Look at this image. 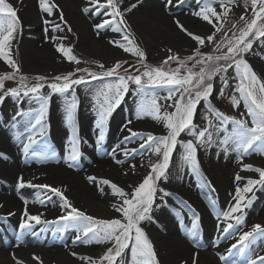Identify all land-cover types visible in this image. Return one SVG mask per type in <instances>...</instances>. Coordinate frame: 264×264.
I'll list each match as a JSON object with an SVG mask.
<instances>
[{
	"label": "snow or ice",
	"instance_id": "6c2138e0",
	"mask_svg": "<svg viewBox=\"0 0 264 264\" xmlns=\"http://www.w3.org/2000/svg\"><path fill=\"white\" fill-rule=\"evenodd\" d=\"M241 0H199L198 11L192 15L199 17L212 26L214 32L207 36L194 34L180 23L177 19L174 21L178 28L189 36L197 45L191 54L181 57L178 53L168 49L170 55L159 65L154 66L146 62V53L137 46L134 39L129 34L130 26L126 22L125 14L133 11L142 0L131 4L122 9L124 0H90L93 6L91 9L85 7L82 11L86 14L96 12L101 16H108L110 19H104L101 23L94 25L96 34H100L101 29L111 28L112 31L120 33L125 32L122 41H110V43L123 49L124 52L138 57V63L143 68H136V73H129L124 69V73L119 71L126 61H117L112 67H105L103 63L99 64L100 71H91L88 68H76L74 72H68L62 75H56L48 82V77L37 75L30 78L21 73L20 65L13 57V41L23 33V23L18 16V9L8 0H0V60L4 61L12 71L0 73V104L6 98H19L21 95L35 99L39 102V108L34 111L20 112L12 117L13 128H17L16 117L25 118V123L20 125L22 132L17 133V138L21 142V151L25 157L31 156L37 158L40 162H45L55 156V152L49 154L47 147L42 151L33 148L38 143L37 138L46 135L47 124L44 123L49 109L51 94L69 93L74 86L87 84L91 81H101L99 87L93 90V105L97 113L95 128L98 130L96 145L99 146L105 139L106 130L109 125V119L114 111L125 100L130 93L137 96L136 108L134 111L135 119L140 120L150 117L152 120L162 123L167 129L166 135H155L153 133H143L133 131L131 128L126 130L129 135L123 137L124 142H130L135 138H140L139 154L149 156L151 171L143 178L142 182L136 185L131 192H126L116 183L101 179L100 185L109 186L114 196L119 197V202L113 205L115 212L119 214L117 218L101 219L87 214L85 211L75 207L65 195V190L60 187H53L47 184L36 185L31 181H25L24 177L18 176L16 181L17 191L25 187L45 190L44 195L48 200L51 196L48 193L59 197L63 214L53 220H48L43 213L33 214L29 211L28 200L21 196L24 208L21 218L18 221L19 232L16 236V247L23 242L25 234L36 236L34 230L37 225H58L52 230L57 233L74 231L72 243L84 244H108L106 251L98 258L81 257L87 261V264H160L153 241L148 233L141 226L142 222H153V212L156 208L166 206L165 197L172 195L169 191L161 188L159 185L163 180H167V170L170 166V160L179 144L183 149L181 159L186 164L190 172L200 178L198 187H211L210 181L203 175L201 165L198 159V146L211 147L218 145L222 148L225 155L230 151L239 154V158L255 153L264 155V79L253 69V66L246 59V56L253 50L254 44L259 42L264 48V0H242L245 9L250 4L252 17L246 19L241 15L243 27L237 28L233 24L231 28L225 31L227 17L232 6L238 5ZM23 4V0H18ZM183 0H165V7L170 8L181 5ZM218 5L221 11H217ZM39 10L47 17L59 12V20L67 26V31H71V26L64 18V13L55 0H38ZM45 25H52L53 31H62L60 24H52V21L43 19ZM48 32V28H45ZM223 32V38L217 42L215 37L217 33ZM231 32V36L228 33ZM56 40V50L66 57L70 62L77 65L81 61L73 54L71 47L65 46L59 41L63 37H46ZM209 44H214V52L217 54H204L201 49ZM260 54V53H257ZM264 59V54H260ZM170 62H175L178 66L172 68ZM234 71V76L229 77V70ZM85 73L90 80L81 75L73 78L76 73ZM219 78L221 85L218 90V96L224 98L226 90L231 88L227 99L233 109H239L241 104L245 109L239 116L228 115L216 108L211 100L215 89V80ZM30 79L36 81L30 83ZM17 80L18 86L5 89V81ZM230 80L234 84H230ZM131 85H135L132 88ZM47 86L50 89L49 94L42 90ZM166 88L167 95L159 97L150 89ZM164 99L171 101L167 106L158 103V100ZM201 101L206 103V114L204 119L207 126L197 130L194 118L197 114L198 106ZM78 99L74 91L71 93V99L65 100V123L70 131L67 140V155L64 162L68 167L77 166L81 156V143L87 144V140L79 135V128L76 119L78 108ZM168 109H173L169 111ZM128 124L132 123L130 119ZM27 133V135H25ZM182 133L192 136L194 139L183 141L178 139ZM215 137V138H214ZM26 141V142H25ZM120 148V145H117ZM125 157L136 155L137 150L131 151L123 149ZM112 158L117 164L124 163L123 160L116 158V152L111 153ZM152 156L156 157L155 161ZM0 159L8 160L5 153H0ZM57 163L60 161L57 160ZM135 169V165H131ZM242 171H251L258 174V178L242 177L238 173L235 175L237 186L235 188L232 200L225 210H219L216 201H210L218 220L217 225L224 239L235 238L225 254H219L220 261L223 264H264V255L257 253V248L264 251L261 243L264 242V225L254 224L247 231L243 230L245 225L244 210L252 206L256 191H264V167H256L253 164H242ZM180 178V177H178ZM91 183H96L97 178L89 175L87 177ZM244 182L240 186V182ZM103 192V187L100 188ZM158 194L159 197H158ZM159 198L160 203L157 204ZM40 204L45 203V199L40 196L37 201ZM182 207H186L191 213V227L186 228L187 236L193 241L195 246H199L200 216L187 201H179ZM3 205L0 204V208ZM175 211V210H174ZM15 216L14 212L7 215H0V224L5 226L9 223V217ZM175 216L179 223L184 226V216L180 211H175ZM186 227V226H185ZM235 250V251H234ZM130 252V256L128 253ZM76 255V253H72ZM198 255H193V264H198ZM243 256L241 261L239 257ZM12 259L15 264H23L15 253H12ZM33 259L39 261L40 257L33 256ZM187 264V262H184Z\"/></svg>",
	"mask_w": 264,
	"mask_h": 264
},
{
	"label": "bare ground",
	"instance_id": "6f19581e",
	"mask_svg": "<svg viewBox=\"0 0 264 264\" xmlns=\"http://www.w3.org/2000/svg\"><path fill=\"white\" fill-rule=\"evenodd\" d=\"M10 1L18 9V16L23 23L22 35L13 41V50L15 45L18 48V51L13 53V57L16 61L19 59L23 67L30 72L58 73L72 68L69 60L56 50L57 41L46 37H63L64 39L59 42L71 47L73 51L81 53L87 61L102 62L115 59L123 52V49L110 43V41H117L116 33L111 28L101 29L100 34H96L94 25L101 23L106 18L99 15L98 22H92L89 19L90 14L82 11L87 7L89 0H55V3L62 9L68 25L71 26L70 32L67 31V26L59 20V12L55 11L53 16L47 17L39 10L38 0H23L22 5L18 3V0ZM133 3H137V0H124L125 6L129 7ZM167 10L165 5L160 7L155 0H142V3L133 9V15L135 14L139 19L147 18V20L158 24L155 29H151L150 38L153 46L163 42L160 45L164 44L166 48L179 50L196 45L174 23L177 19L194 34L203 36L211 31V25L192 15L194 11H198L197 9L178 17L168 16ZM43 19L52 21V24H60L62 31H53L52 25H45ZM45 28H48L47 33ZM7 69L9 66L0 60V72ZM75 96L80 105L76 112L79 135L88 143H81L83 155L77 166L71 168L64 162L67 155V138L70 135L65 123V103L60 100L49 101L48 119L44 121L47 124L46 135L38 139V143L33 146L37 151L44 150L46 146L49 154L55 152V156L45 162H40L31 156L25 157L22 153L17 133L23 131L20 125L24 124L25 120H16L18 127L13 128L12 117L17 113L13 103L9 101L4 106L3 113H0V153H5L9 157L8 160L0 159V204L3 205L0 208V215L14 212L15 216L8 218L10 222H18L21 218L25 206L21 196L28 200V208L31 213H43L48 220H53L64 212L60 200L59 203L58 201H47L44 195L45 190L25 187L17 191L18 176L22 175L25 181H31L36 185L47 184L60 187L65 190V195L75 207L91 208L90 210L97 216L105 217L112 216L111 210H113V205L119 202V197L112 194L109 186L100 185L99 181L108 179L128 192V185L140 173V169L149 164L151 154L144 156L139 154L140 151H143L139 149L140 143L143 142L140 138H135L136 141L129 144L123 141V137L129 135L126 127L133 131L161 135L162 123L154 121L150 117L135 119L136 103L130 102L129 104L127 101V111L122 110L124 115L115 117L108 125L104 143L111 146L112 149L104 154L102 143L99 146L95 143L98 130L95 128L94 115L89 112L93 106L91 107L87 99L80 98L81 95L78 93ZM17 105L16 103L15 106L17 107ZM26 105L34 108V103L26 102ZM130 119L132 123L128 124ZM117 145H120L119 149ZM124 148L130 151L136 149L137 154L125 157ZM180 149L181 147L169 168L167 180H163L161 184L162 188L172 195L165 197L166 206L156 208L153 212L154 221L148 231L163 245L166 264H184V262L193 264V255L197 252L199 253L198 264H223L219 259V254H225V249L233 243L235 238L228 242L224 241L223 234L217 227L221 221L210 212V201H216L219 210H225L230 203H234L232 196L237 184L233 183L229 176L232 168L240 166L243 160L234 161L237 155L232 152L233 160L230 159L228 163L231 169H226L225 166H219L214 162L204 161L201 170L210 181L211 186L213 185L210 190L208 187H198L201 182L200 178L196 181L194 176H189V172H181L180 158L183 149ZM113 151L116 152V158L123 160L124 163L117 164L115 162L111 155ZM251 157L254 164L264 165V155L253 153ZM151 158L154 161L155 157ZM57 160L60 162L57 163ZM131 165H135L134 170L131 169ZM249 173L251 175L248 177L254 178L252 172ZM183 174L185 175L183 176ZM89 175L97 178L95 184L88 181ZM240 186L242 187L243 183H240ZM101 187H103V192L100 191ZM38 196L45 199L43 205L36 202ZM173 200L177 202L172 203ZM181 200L187 201L200 216L198 236L200 246H195L187 236L186 228L191 227L192 215L186 211V207L179 205ZM159 203L160 200L157 201V204ZM174 206L178 207L181 215L184 216V226L175 216ZM244 215L245 221L246 218H255L257 222L264 223V201H261L253 210L249 212L247 210ZM14 228L12 224L7 225L6 230L4 225L0 226V230L2 229L0 231V264H15L12 253H15L23 261V264H40L27 261L23 257L27 253L38 257L61 256L65 259L66 264H87V261L82 260L81 257L96 259L97 251L103 247V244H96L95 248L91 249L80 243L74 244L72 243L73 231L61 234L54 232L48 225L35 226L36 230H39L37 236L25 234L22 238L23 242L19 247H16L18 231ZM73 252L76 253L75 256L72 255ZM239 259L242 261L244 257L241 256Z\"/></svg>",
	"mask_w": 264,
	"mask_h": 264
},
{
	"label": "rangeland",
	"instance_id": "374dc122",
	"mask_svg": "<svg viewBox=\"0 0 264 264\" xmlns=\"http://www.w3.org/2000/svg\"><path fill=\"white\" fill-rule=\"evenodd\" d=\"M8 2L11 3L10 0H8ZM103 2H104V0H101V3H103ZM155 2L160 7L165 5V0H155ZM198 4H199V0H183V3L181 5H177V6L168 8L166 13L170 17L182 16V15L186 14V12H189V11H192V10H195V9L199 10ZM63 5L66 6V4H63ZM213 6L216 7L218 12L221 11V9H220V7L218 5H213ZM87 7H89L90 9L93 7L90 4V0L88 2ZM127 7L128 6H125L124 3L122 4V9L123 8H127ZM241 15H244L246 19H251V17H252L250 4H249V6L247 8V11H246L242 0H241L240 3H238V5L232 6V10H231L229 16L227 17V25H226L225 31H227L228 28H231L233 24H236L237 28L243 27V21L240 20ZM104 17L106 19H110V17H108V16H104ZM125 18H126L127 24L130 26L129 34H130L131 38H133L135 44L137 46H139L141 49H143L145 51V53H146V57H147L146 62L148 64H151V65H154V66H159L167 58V56L170 55V53L168 51L169 48H166L164 46V44L160 45V43H163V42H160L158 45H154V46L151 43V38H150L151 35H152L151 34V32H152L151 29H153V28L155 29L158 24L156 22H151V21L147 20V18H143L142 20L139 19V17L135 16V14L133 15V11H131L129 13H126L125 14ZM89 19L92 22H98L99 15L96 12H92L89 15ZM213 32H214V29L211 28V31H209V33H207L206 35H203V36H207L209 34H212ZM115 33H116L117 41H122V37L124 36L125 32L122 31L120 33H117V32H115ZM223 35H224L223 32L217 33L216 37H215L216 41L217 42L221 41L222 38H223ZM228 35L231 36V32H229ZM196 47H197V45H194L192 47L182 48V49H179V50L172 49V51L175 52V53H178L181 57H184V56H187V55L191 54L192 51ZM214 49H215V45L214 44H209V45H207L205 47H202L201 51L204 54H217V53L214 52ZM15 51H18L17 45L14 46L13 53ZM257 53L264 54V48H262L260 46L259 42L254 44L252 52L246 56V59L253 66V69L261 76V78L264 79V59H262L261 55L257 54ZM73 54L81 61V63L79 65H77L75 62H70L69 61L71 63V65H72V68H70V69H68L66 71L58 72V73H48V72H43V71L42 72H38V73H33V72H30V71L26 70L23 67V65H22V63H21V61L19 59L17 60V63L20 65L22 74L27 75L30 78L35 77L37 75H43V76L48 77V82H51V78L52 77H54L56 75L66 74L68 72H74L75 69L78 68V67L79 68H88L91 71L99 72L100 71V68H99V64L100 63H103L105 65V67L107 68V67H112L115 64V62H117V61H126L127 62L119 70L121 72V74L124 73V69L125 68H127L129 73H132V74H138L135 71L136 68H140L141 71H143V68L138 63V59L139 58L131 55L130 53H126L124 51L121 53V56H119L118 58L108 59V60H105V61H102V62L101 61L99 62L97 60L87 61V60H85L83 58V55L81 53L76 52V51H73ZM170 66L172 68H176L178 65L175 62H170ZM11 71H12V69L9 67V69H7L5 71H1L0 73L11 72ZM81 75L85 76L86 79L90 80V78L87 77V75L85 73H79V72H77L76 75L73 78H77V77H79ZM228 75H229V77L234 76V71L230 69ZM30 83L31 84H35L36 81L34 79H30ZM100 83H101V81H91L90 80V82L87 83V84H81V85L74 86V89H70L69 93H65V94H60V93L51 94L50 100H54V101L55 100H60L62 103H65L66 99H69V100L71 99V93L74 91V93L76 92L79 95H81L80 98L87 99V101L89 102V104L92 107L94 105V103H95L93 101V99H92L93 90L95 88L99 87ZM234 83H235L234 81L230 80V84H234ZM220 85H221V82H220L219 78H217L215 80V89H216V91L214 92L213 96L211 97L213 105L216 108H218L220 111L225 112L228 115L239 116V114L241 112L245 111V109L243 107V104H241L239 109H233L231 103L227 99L228 94L231 92V88L226 90V94H225L224 98H220L218 96V90H219ZM17 86H18V81L17 80H7V81H5V89H11V88H14V87H17ZM131 87L135 88V85H131ZM42 91L45 94H49L50 93V89H48L47 86H45V88ZM150 91L155 92V94L157 96H159V97H165L167 95V89L166 88L157 87L155 89H150ZM76 93H75V95H76ZM137 99L138 98H137V96L134 93H130L129 95H127L125 97V100L121 103V105L114 111L113 115L110 117L109 123L115 117L124 115V114H122V110H126V108L128 107L127 101H128L129 104H130V102L136 103ZM9 101H11L13 103V107L16 108V111H20V112L34 111V110L38 109L39 106H40L39 102L37 100L29 99V97H24L23 95H21V97H19V98H11V97H9V98H6L5 101L2 104H0V113L1 114L4 111V106ZM26 102H29V103H32V104L34 103V108H32L31 106H27ZM16 103L18 104L17 107L15 106ZM158 103H160L161 105L166 107L167 104L171 103V101H166L164 99H160V100H158ZM78 105H79V103H78ZM206 107L207 106H206V103L204 101H201V104L198 106L197 114H196V116L194 118V123L197 125V130L203 129L204 127L207 126V121L203 118L204 115L206 114ZM168 110L172 111L173 109H168ZM89 112L93 113L95 120H97V118H98L97 117V113H96V111L94 110L93 107L90 108ZM120 112H121V114H119ZM15 115H16V113L13 116H15ZM47 119H48V113H47V116H46L45 120H47ZM16 120H25V118L17 116ZM160 133H161V135H166L167 134V129L165 128L164 125H163L162 129L160 130ZM40 138L41 137H38L37 140L40 139ZM178 139L183 140V141H187V140H191V139H194V138L192 136H190V135L182 133L181 136ZM135 141L136 140L134 139V140H132L130 142H126V143L129 144V143H133ZM104 142L105 141H103L101 145H102V151L105 154L109 150H111L112 148H111V146L105 145ZM43 145H45V144H43ZM179 147H180V145L178 144L176 150L174 151V153H173V155L171 157L170 166H171V164L173 162V159L175 158L176 154L179 151ZM197 154H198V159H199V162H200V165H201V169H202V165H203L204 161H206L208 163L214 162L215 164H217L219 166H221V165L225 166L226 169L227 168L231 169V167L229 166L228 163L230 162L229 161L230 159L233 160L232 152L230 151L227 155H225L223 150H222V148L219 147L218 145H213L211 147H200V146H198V153ZM235 155H237V156H236L234 161L237 162V160L238 161L241 160L239 158V154L238 153H236ZM252 155H253V153L243 157V159H242L243 163L242 164H253L256 167H264V165H260V163L254 164V160L251 159ZM155 159H156V157H155ZM155 159H154V161H155ZM180 161H181V164H182L181 172H183V173L184 172H189L188 173L189 176L190 175L194 176V179H196V181H198V177L190 172L189 167L186 164H184V162L182 161L181 158H180ZM242 164L240 166H237L236 168H232V172H230V176H229L230 180L231 181L233 180V183H235V184H237V182L235 181L234 178H235V175L237 173L239 175H241L242 177H248L249 175H251L249 173L250 171H242L241 170L242 169ZM170 166H169V168H170ZM140 170H141L140 173L137 174L134 177L133 182H131V184L128 185V187H129L128 192H131L132 189L136 185H138L140 182H142L143 178L148 174V172L151 171V169H150V167L148 165H146L145 167H143ZM168 172H169V169L167 170V175H168ZM184 175L185 174H183V176ZM252 175H254V179L258 178V174L257 173L252 172ZM240 183H244V182L242 181ZM161 184H162V182L160 183L159 186L162 188ZM212 187H213V185L211 187H208V188H210V190H211ZM47 195L51 196V199L50 200L47 199V201H49V202L58 201V203H59V200H60L59 197H56V196L52 195L51 193H48ZM159 195L160 194H158V197H159ZM158 200H159V198L157 199V201ZM261 201L262 202L264 201V191H256V194H255V197H254V202H253L252 206L249 207V208H246L244 210V214L247 212V210H248V212L253 210L254 207L257 206ZM175 202H177V201L173 200L172 203H175ZM78 209L83 210L87 214H90V215H92L94 217L101 218V219L117 218L119 216V214L117 212H115L114 209L111 210V213H110L112 216H105V217L97 216L95 214V212L90 210L91 208L89 209V208L79 207ZM174 209L176 211H179L178 207H176V206H174ZM215 211L216 210H214L213 207L210 206V212L213 215H216ZM61 214H63V212ZM257 223H259L261 225H264V223H262V221H258L257 222V220L255 218L254 219L253 218H249V219L246 218L243 230L247 231V230H249L251 228L252 225L257 224ZM9 224H12L15 227L14 229L19 232L18 222H13V221L10 222L9 221ZM151 224H153V222L145 221V222H142L141 226L144 228V230L148 233L150 239L153 241L154 246H155V250H156V253H157V256H158V259L160 261V264H166L165 259H164L165 258L164 257L165 251H164L163 245H161L157 241V239L153 238L152 235L150 234V232L148 231L149 226ZM0 226H2V224H0ZM48 226L50 228H52V229L54 227H57V225H48ZM36 229L37 228H35L34 230L38 234L39 230H36ZM38 236L40 237V235H38ZM73 236H74V231H73ZM231 239L232 238L224 239V241L228 242ZM77 243H79V242H77ZM233 243H235V240L233 241ZM80 244L85 246V247H87V248H91V249L95 248L94 246L96 245L95 243H93V244L80 243ZM109 246L110 245H108V244H103V247L100 248L99 251H97L96 259H98L106 251L107 247H109ZM261 247L264 248V242L261 243ZM257 253L260 254V255H264V251H260L259 248H257ZM128 255L130 256V252L128 253ZM225 255H227V253H225ZM23 257L27 261H34V262L40 263L39 261L34 260L33 259V255H31L29 253L24 254ZM40 260L42 261V264H66L65 259H63L61 256L60 257H54V258H52V257H40Z\"/></svg>",
	"mask_w": 264,
	"mask_h": 264
}]
</instances>
